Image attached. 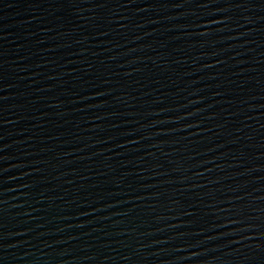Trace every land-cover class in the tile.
Instances as JSON below:
<instances>
[{
    "label": "water",
    "instance_id": "95a60500",
    "mask_svg": "<svg viewBox=\"0 0 264 264\" xmlns=\"http://www.w3.org/2000/svg\"><path fill=\"white\" fill-rule=\"evenodd\" d=\"M0 264H264V0H0Z\"/></svg>",
    "mask_w": 264,
    "mask_h": 264
}]
</instances>
